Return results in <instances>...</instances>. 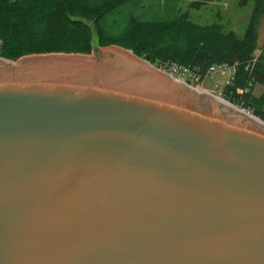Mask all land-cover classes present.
I'll list each match as a JSON object with an SVG mask.
<instances>
[{"label": "water", "instance_id": "1", "mask_svg": "<svg viewBox=\"0 0 264 264\" xmlns=\"http://www.w3.org/2000/svg\"><path fill=\"white\" fill-rule=\"evenodd\" d=\"M93 43L0 57V264H264V121Z\"/></svg>", "mask_w": 264, "mask_h": 264}, {"label": "trees", "instance_id": "2", "mask_svg": "<svg viewBox=\"0 0 264 264\" xmlns=\"http://www.w3.org/2000/svg\"><path fill=\"white\" fill-rule=\"evenodd\" d=\"M139 1L0 0V57L16 62L37 54L89 55L96 39L98 47L131 50L168 72L183 66L202 78L211 66L228 64L235 70L223 97L264 121V47L255 54L256 13L243 37L224 32L218 23H196L187 10L169 19L145 20L133 13L124 22L111 17ZM256 85L263 87L259 95L253 93Z\"/></svg>", "mask_w": 264, "mask_h": 264}, {"label": "rangeland", "instance_id": "3", "mask_svg": "<svg viewBox=\"0 0 264 264\" xmlns=\"http://www.w3.org/2000/svg\"><path fill=\"white\" fill-rule=\"evenodd\" d=\"M198 0H141L137 4H129L121 9V14L111 16L113 19L120 18L121 21L128 20L130 13L136 14L145 20L169 19L175 12L189 11L191 19L199 24L218 23L222 25L224 32L233 31L237 36L243 37L253 16H257L255 23L256 51L259 54L264 47V12L258 11L263 7L264 0H202L198 9L190 7L191 2ZM256 6L259 9H256ZM254 14V15H253ZM100 51L108 49L99 47ZM94 57V52L87 55ZM178 77V76H177ZM228 81V75H218L214 79L205 78L202 82L191 86L205 90L214 96L227 101L223 97V88ZM263 90L261 85H256L253 93L259 95ZM229 102V101H228Z\"/></svg>", "mask_w": 264, "mask_h": 264}, {"label": "built area", "instance_id": "4", "mask_svg": "<svg viewBox=\"0 0 264 264\" xmlns=\"http://www.w3.org/2000/svg\"><path fill=\"white\" fill-rule=\"evenodd\" d=\"M234 70H235L234 67L228 64L213 65L201 78L200 76H196L195 74H192L191 72H189L187 68L183 66L174 65L172 66L171 71H169V73H171L175 77L178 76L177 77L178 79L186 83L190 82V84L188 83L189 85H193V84L196 85L197 83L202 82L205 78L214 79L218 75L224 76L226 74L228 75V81H230V79L233 77Z\"/></svg>", "mask_w": 264, "mask_h": 264}, {"label": "bare ground", "instance_id": "5", "mask_svg": "<svg viewBox=\"0 0 264 264\" xmlns=\"http://www.w3.org/2000/svg\"><path fill=\"white\" fill-rule=\"evenodd\" d=\"M199 93H201V94H203V95H206V96H209V94L207 93V92H205V91H203V90H201V91H199ZM220 99V98H219ZM218 99V100H219ZM220 100H222V99H220ZM219 100V101H220ZM223 101V100H222ZM223 102H225V101H223ZM225 103H227V102H225Z\"/></svg>", "mask_w": 264, "mask_h": 264}]
</instances>
